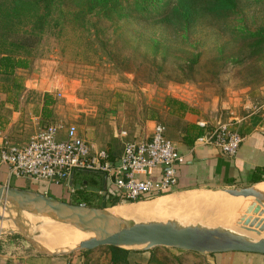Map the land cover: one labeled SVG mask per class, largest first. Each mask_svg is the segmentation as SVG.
<instances>
[{"label": "rangeland", "instance_id": "374dc122", "mask_svg": "<svg viewBox=\"0 0 264 264\" xmlns=\"http://www.w3.org/2000/svg\"><path fill=\"white\" fill-rule=\"evenodd\" d=\"M78 1H64L63 9L55 13L59 22L49 26L42 42L29 53L31 66L26 75L31 79L41 78L43 83H47L54 101L48 118L51 123H73L80 128L84 127L87 132L92 130L91 127H101L105 134H111L109 119L112 115L119 114L118 107L128 106L133 119L139 117L140 112L146 118L149 105L146 103L148 98H145L144 91L148 87L157 88L163 93H184L182 95L187 96L194 104L213 100L220 102L222 99L235 97L240 102L248 100L253 108L264 100V51L255 54V50L261 46L257 44L264 40V0H236L235 9L224 18L216 17L215 13L210 15L205 11L206 3L197 2L191 6L194 15L188 24L176 21L178 11L187 7L179 5L180 0H123L109 14L116 23L103 11L83 17L78 12ZM179 6L182 8H178ZM162 14L165 17H160ZM137 43H140L143 50H147L146 59L141 64V75H153L161 82H143L137 78L135 72L127 69L133 66L132 63L138 65L142 61L131 47H135ZM195 54H199V60L192 63L191 58ZM24 72L18 74V77L26 78ZM38 95L35 92L29 97L36 99ZM231 111L230 109L228 114L223 111L224 118H230ZM233 115L238 114L234 112ZM83 172L87 176L96 175L92 171ZM97 179L99 183L101 174L96 176ZM11 182L15 186L24 187L33 184V180H20L15 177ZM78 191L67 192L70 195L63 196L62 200L93 207H98L103 201L110 202V197L104 198L101 193L85 198ZM186 191L188 190L171 191L177 207L165 216L172 215L189 199L205 193L182 195ZM153 199L155 197L147 201ZM234 200L241 204L239 210L230 203L225 207L221 205L220 208L205 207L195 211L194 216L197 219L190 217L193 223H181L173 218L147 219L165 210L169 211L171 204L162 201L146 203H158L159 209L152 214L126 220L130 223L176 221L183 225L216 223L215 227H227L231 223L220 221L241 220L253 216L248 213L238 217L246 206L244 201ZM13 212L16 213L14 210ZM0 214L5 220L13 222L3 207L0 208ZM29 214L23 216L27 217ZM29 225L33 231V235L29 233L32 235L30 237L20 233L19 229H13L7 222H2L0 261L3 257L15 259L27 252L45 255L39 247L41 239L44 237L55 244L61 238L56 231L46 227V224L29 220ZM60 227L68 232L75 226L61 223ZM260 236L262 235L254 236V239ZM69 244L70 242H66L60 249H54L63 250ZM152 249L154 250L150 259L141 254L146 250H136L140 254H135V258L118 264H215L214 256L210 253L165 246ZM75 255L78 264H114L108 245L92 250H78Z\"/></svg>", "mask_w": 264, "mask_h": 264}, {"label": "crops", "instance_id": "0c3cea01", "mask_svg": "<svg viewBox=\"0 0 264 264\" xmlns=\"http://www.w3.org/2000/svg\"><path fill=\"white\" fill-rule=\"evenodd\" d=\"M27 70H16L15 79L18 83H21L20 88L4 81L0 77V131L2 132L0 144L4 142V138L14 144H26L40 129L52 124L48 118L53 105H44L45 94L50 95L49 87L47 83H43L41 78L38 80L27 76ZM23 71H25L24 75L26 78L18 77L20 76L18 74H23ZM35 92L39 93L36 99L29 97L30 94ZM144 94L145 98H148L146 103L149 105H147L146 118H143L140 112L139 117L133 119L129 107L123 105V107L117 108L119 114L117 116L112 115L109 119L111 134H105L101 127H91L92 130L87 132L84 127L80 128L77 125L81 136L91 143L94 150L106 149L111 155L118 157L123 150L125 142L149 139L154 125L157 122H161L167 127L168 137L173 140L178 150L185 156V163L179 167V182L176 188L188 190L182 195L227 188L264 187V100L258 106L251 108L252 105L248 100L240 102L235 97L222 99L220 102L213 100L194 104L187 96L182 95L184 93L181 94L180 92L167 91V93H163L157 88L148 87V90L145 88ZM172 99H176L179 102H174ZM230 109L232 110L231 112L238 114L234 116L237 119L234 127L243 137V141L235 156L225 155L213 145L197 142L198 137L211 133L215 124V116L219 112L223 113V111L228 114ZM201 120L207 121L208 126L200 127L198 122ZM122 132L125 133L122 134ZM93 174L96 175L87 176L86 174L84 175V172H76L71 182L73 190L66 189L65 184L45 181H33L30 186L16 185V187L38 190L47 195H52L50 193H53L57 198L70 195L67 192L77 190L86 198V196L94 197L101 191L110 193V191L115 189L111 178L107 180L106 176L99 172H93ZM98 174H101L99 183L98 179L96 180ZM160 177L161 169H155L148 176L141 175L140 178L157 180ZM17 179L31 181L29 178ZM256 179L262 181L256 182ZM0 181L2 183L8 182V169L5 166L0 167ZM11 181L12 179L8 183H11V186H15ZM93 183L95 186H91ZM172 195L171 193L165 194L151 200L170 203L171 208L169 211L165 210L147 219H160L174 210L177 207V203L172 198ZM151 201L145 202L143 200L129 205H116L106 210L109 213L116 214H122V212L130 213V217L117 214L120 215L119 218L121 219L136 218L131 216L132 211L139 208V205ZM230 204L237 210L241 208V204L236 202V200H232ZM221 205L223 207L228 206V204L222 203L211 207L220 208ZM157 206L158 203L156 204ZM156 207L154 211L158 209ZM232 210L235 209L232 208ZM6 212L18 217V220H23V227L26 232L32 235L33 231L30 229L29 219L23 214H31L33 212L41 219V224H46V227L56 231L57 235L61 236L55 244L50 243L43 237L40 242L49 247L60 249L63 243L70 242L72 244L85 239V235L79 228L74 227L72 230L65 232L60 227V224L68 223L66 220L52 218L44 212H34V210L21 208L16 210L13 207H6ZM195 213L191 216L197 219L194 216ZM139 216L144 215L141 214ZM10 223L17 225L14 221H10ZM57 227L59 228L58 230ZM152 250L154 249L141 254L149 259L153 252ZM135 254L137 256L140 253L132 250L129 254V260L135 258ZM211 255L214 256L215 264H264V254L259 253L230 251L212 253ZM75 259L76 255L52 256L27 252L15 259L9 260L3 257L0 264H70ZM76 264H78L77 261Z\"/></svg>", "mask_w": 264, "mask_h": 264}, {"label": "built area", "instance_id": "2783aa9c", "mask_svg": "<svg viewBox=\"0 0 264 264\" xmlns=\"http://www.w3.org/2000/svg\"><path fill=\"white\" fill-rule=\"evenodd\" d=\"M230 113V118H224L219 112L211 133L198 137L197 142L213 145L223 154L235 156L243 137L234 127L237 120L234 113ZM198 124L208 126L205 120ZM184 163V154L168 137L167 127L161 122L154 125L149 139L125 142L121 154L115 158L106 149L94 150L73 123L49 124L23 145L11 143L7 138L0 144V167H7L8 182L13 177L29 178L65 184L66 189L73 190L71 182L76 172H99L107 180L111 178L115 187L110 193L101 191V194L118 195L120 200L135 202L156 197L164 191H174L179 182V167ZM155 169H161L159 179L140 178Z\"/></svg>", "mask_w": 264, "mask_h": 264}, {"label": "water", "instance_id": "95a60500", "mask_svg": "<svg viewBox=\"0 0 264 264\" xmlns=\"http://www.w3.org/2000/svg\"><path fill=\"white\" fill-rule=\"evenodd\" d=\"M223 191L234 196H255L264 199V194L255 186L227 188ZM8 200H13L18 208L44 211L52 218L64 219L70 225L95 233L94 237L81 241L76 247L65 252L47 251L39 243L45 255H75L78 250H92L102 245L146 251L157 246H165L210 254L230 251L264 254V237L255 241L227 227L183 225L176 221L130 223L109 213L106 210L108 207L76 204L38 190L4 185L0 182V208L5 209ZM8 215L21 229L20 233L32 236L25 232L17 217ZM2 220L5 219L0 214V221Z\"/></svg>", "mask_w": 264, "mask_h": 264}, {"label": "trees", "instance_id": "16d2710c", "mask_svg": "<svg viewBox=\"0 0 264 264\" xmlns=\"http://www.w3.org/2000/svg\"><path fill=\"white\" fill-rule=\"evenodd\" d=\"M65 0H0V77L14 86L21 87V83H18L15 79L17 69H28L31 66L30 51L38 46L48 30L50 25L57 24L59 19L55 18L57 10L63 9ZM123 0H79L78 12L83 17L91 16L96 12H106L109 19L110 12H114L115 8L121 4ZM141 2V1H139ZM197 2L206 3L205 11L216 14L218 18H224L228 13H231L237 4L236 0H180L179 5L187 6L182 8V11H178L177 23H190L193 20L194 11L191 12L193 5ZM142 6V3H141ZM160 17H165L164 14ZM116 23L115 20H113ZM99 31V30H98ZM97 32V31H96ZM260 34V33H259ZM264 40L259 42L261 44L259 49L255 50V54H261L264 51ZM134 48L135 53L138 54V58L142 59L141 63L129 66L127 69L135 72L137 78L143 82L153 83L161 82L160 79L153 75H146L140 73L143 65L142 62L146 59V51L143 50L140 43L137 45H131ZM159 50V47H156ZM131 60V59H130ZM199 60V54H195L191 58L192 63H196ZM44 105H52L54 103L51 95L45 94ZM174 102L176 99H172ZM262 180L256 179V182ZM1 182V181H0ZM171 193V191H164L160 194H156V197ZM55 196L53 193H50ZM107 198V196H103ZM63 199V197H59ZM144 201L150 199H141ZM110 202L103 201L98 207L106 208L121 203H132L135 201L120 200L118 195L110 194ZM138 202V201H136ZM111 261L114 264L129 262L130 249L109 246ZM153 253V252H152ZM214 254V253H213ZM152 255V254H151ZM151 258V256H150ZM149 258V259H150ZM77 259V258H76ZM72 261L70 264H76L77 260ZM139 264V263H135Z\"/></svg>", "mask_w": 264, "mask_h": 264}, {"label": "bare ground", "instance_id": "6f19581e", "mask_svg": "<svg viewBox=\"0 0 264 264\" xmlns=\"http://www.w3.org/2000/svg\"><path fill=\"white\" fill-rule=\"evenodd\" d=\"M257 190L264 193V187L262 189L257 188ZM234 199H239V200L244 201V204L246 206L244 209H242V212L237 215L238 217H243L248 213H252L253 216H250V217H247V218H244L241 220L226 219V220L220 221V223H222V222L231 223V224H229V226H227V228H229L232 231L243 234V235L247 236L248 238H250L251 240L256 241L260 238H263L264 237V199L261 200L255 196H234V195H231V194H229L223 190H215V191L205 192L204 194L199 195L198 197L189 199L181 207H179V209H177L172 215L164 216L160 219L167 220V219L173 218V219H177L181 223H190V222L193 223L190 220V217L195 211L202 209V208H205V207H211L214 205H219L222 203L228 204ZM242 201H240V202H242ZM138 202H141V201H138ZM139 206H140L139 208L132 211L131 216H135L136 218H141V217H139V215H141V214L142 215H144V214L149 215V214L154 212V208L156 207V204L153 203V204H149V205L146 204L145 206L144 205H139ZM6 207H8V208L13 207L16 210L20 209L14 205L13 200H8L5 204V208ZM156 208L159 209L158 206ZM35 211L36 210H34V212ZM38 212H44V211H38ZM44 213H46V212H44ZM111 214L115 215L116 217H120V215H123V216L126 215L127 217H130L129 212L128 213L122 212V214L117 213L120 215H117L116 213H111ZM27 217L29 220H33L37 223H41L40 218L37 217L33 212H31V215L29 214V216H27ZM4 221L7 222L9 225H11L13 227V229L21 230L18 227V225H14V224L10 223V221H7V220L0 221V225ZM19 221L21 224H23V220L19 219ZM215 224L216 223H214V224L213 223H207L204 226L214 227ZM80 230L85 235L84 240L89 239L91 237H94V235H95V233L91 230H82V229H80ZM257 235H262V236H260L257 239H254V236H257ZM80 242L81 241L72 243V244L66 246L63 250H56V249L48 247L42 243L41 244H42L43 248L46 249L47 251L65 252V251H68V250L76 247Z\"/></svg>", "mask_w": 264, "mask_h": 264}]
</instances>
